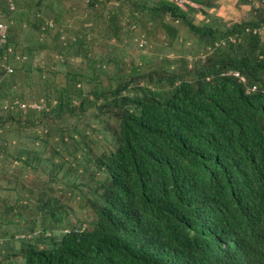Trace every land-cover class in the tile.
I'll return each mask as SVG.
<instances>
[{
    "label": "trees",
    "instance_id": "obj_1",
    "mask_svg": "<svg viewBox=\"0 0 264 264\" xmlns=\"http://www.w3.org/2000/svg\"><path fill=\"white\" fill-rule=\"evenodd\" d=\"M238 2L0 0V264H264V0Z\"/></svg>",
    "mask_w": 264,
    "mask_h": 264
},
{
    "label": "crops",
    "instance_id": "obj_2",
    "mask_svg": "<svg viewBox=\"0 0 264 264\" xmlns=\"http://www.w3.org/2000/svg\"><path fill=\"white\" fill-rule=\"evenodd\" d=\"M250 10V5L239 3L238 0H219V8L210 9L226 21H237L246 18Z\"/></svg>",
    "mask_w": 264,
    "mask_h": 264
},
{
    "label": "built area",
    "instance_id": "obj_3",
    "mask_svg": "<svg viewBox=\"0 0 264 264\" xmlns=\"http://www.w3.org/2000/svg\"><path fill=\"white\" fill-rule=\"evenodd\" d=\"M6 25L2 22H0V35H1V38L4 39V36H5V33H6ZM255 31H258L260 33L264 32V29L263 28H256ZM144 43V40H141L140 44H143ZM199 58L203 59L204 58V53L201 52L200 55H199ZM235 75H238L237 72L234 73ZM242 79H244L242 77Z\"/></svg>",
    "mask_w": 264,
    "mask_h": 264
},
{
    "label": "rangeland",
    "instance_id": "obj_4",
    "mask_svg": "<svg viewBox=\"0 0 264 264\" xmlns=\"http://www.w3.org/2000/svg\"><path fill=\"white\" fill-rule=\"evenodd\" d=\"M136 52L138 53L139 52V50L137 51H135V54H136ZM146 52H148L147 54H149L151 51H150V49H144V51H142V53H146ZM170 58H171V60H174L175 58L173 57V56H170ZM174 67H177V63L176 62H174Z\"/></svg>",
    "mask_w": 264,
    "mask_h": 264
}]
</instances>
